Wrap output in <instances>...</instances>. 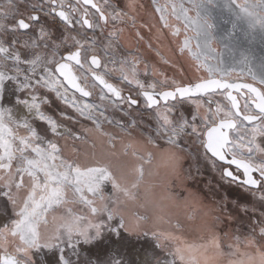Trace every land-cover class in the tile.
Returning <instances> with one entry per match:
<instances>
[{
	"label": "snow or ice",
	"instance_id": "snow-or-ice-1",
	"mask_svg": "<svg viewBox=\"0 0 264 264\" xmlns=\"http://www.w3.org/2000/svg\"><path fill=\"white\" fill-rule=\"evenodd\" d=\"M201 160L259 205L248 234L190 186ZM0 264H264V0H0Z\"/></svg>",
	"mask_w": 264,
	"mask_h": 264
},
{
	"label": "rangeland",
	"instance_id": "rangeland-1",
	"mask_svg": "<svg viewBox=\"0 0 264 264\" xmlns=\"http://www.w3.org/2000/svg\"><path fill=\"white\" fill-rule=\"evenodd\" d=\"M126 4L127 0H123ZM149 11V10H147ZM140 22H149V17L144 13H140V18L138 20V23ZM141 33L145 36L146 40L149 38V33L147 29H141ZM125 42L130 44L132 53L137 54V49L139 50V55L142 56V58L146 59L150 64L156 65V67L161 71L164 72L167 76L173 77L175 79H184L187 77H191L192 72L191 69L188 67L186 63H184L182 60L174 57L172 55V52L169 50L170 45L167 39H164L160 42V50L162 51V54L170 58L175 66L165 65L163 64L155 55L154 50H150L146 47L145 42H138L134 36V32L131 29V26H128V31L124 34ZM153 47L154 49L157 47L156 42L153 41ZM181 69H183V76L181 75ZM127 90V89H126ZM98 91V90H96ZM71 95V92L69 93ZM79 98V96H77ZM85 99V98H82ZM88 103H99L97 100V97L94 95L90 98H86ZM60 101H57L53 97V103L51 105L50 111L54 114H58L60 111H66L69 115L74 116L75 113L72 111V109L66 108L62 103H58ZM142 106V105H141ZM183 110L186 114L191 113L192 108L190 105L185 104L183 107ZM115 115L120 117V113H115ZM145 116V124L149 123L147 120V116L149 113H143ZM69 127H73L75 130L79 127V124H72L70 121H66ZM80 123L87 124V121L81 120ZM198 145L193 144L191 146V153L195 154L197 151ZM192 161L188 160L184 163V168L187 169L189 167V164H191ZM200 167L202 171V175L198 176L195 181H190L189 184L191 187L197 189L201 192L202 195L205 196L206 202L212 199V196L209 193V182H211V188L215 191L216 199L220 200L222 197H226L229 205H228V211L232 215V220H227L225 218L224 222L220 224L219 229L223 231H231L234 234L237 235H246L248 234L256 219L259 217V205L257 204V212L253 214L251 212L252 207V198L245 193L240 187H238L235 184L229 185L227 183H222L219 181V173L214 172L208 165H206L203 160L200 161ZM231 201H238L242 204H248L249 205V212L245 213L240 211L238 208L233 207L231 204ZM114 248H119L120 252L125 254L128 259H139L142 258L144 255L145 250H151V242L146 240H140L133 242L132 244H126V245H112Z\"/></svg>",
	"mask_w": 264,
	"mask_h": 264
},
{
	"label": "flooded vegetation",
	"instance_id": "flooded-vegetation-1",
	"mask_svg": "<svg viewBox=\"0 0 264 264\" xmlns=\"http://www.w3.org/2000/svg\"><path fill=\"white\" fill-rule=\"evenodd\" d=\"M141 3L145 5V9L151 11V0H140ZM115 3H117L121 8L125 6V3L123 0H115Z\"/></svg>",
	"mask_w": 264,
	"mask_h": 264
},
{
	"label": "water",
	"instance_id": "water-1",
	"mask_svg": "<svg viewBox=\"0 0 264 264\" xmlns=\"http://www.w3.org/2000/svg\"><path fill=\"white\" fill-rule=\"evenodd\" d=\"M77 96H79V94H77ZM88 98H90V97H88ZM86 99V98H85Z\"/></svg>",
	"mask_w": 264,
	"mask_h": 264
},
{
	"label": "crops",
	"instance_id": "crops-1",
	"mask_svg": "<svg viewBox=\"0 0 264 264\" xmlns=\"http://www.w3.org/2000/svg\"><path fill=\"white\" fill-rule=\"evenodd\" d=\"M98 90V89H97ZM55 99V98H54ZM58 103H61V102H58Z\"/></svg>",
	"mask_w": 264,
	"mask_h": 264
},
{
	"label": "built area",
	"instance_id": "built-area-1",
	"mask_svg": "<svg viewBox=\"0 0 264 264\" xmlns=\"http://www.w3.org/2000/svg\"><path fill=\"white\" fill-rule=\"evenodd\" d=\"M116 117H117V116H116ZM117 118H119V116H118Z\"/></svg>",
	"mask_w": 264,
	"mask_h": 264
}]
</instances>
